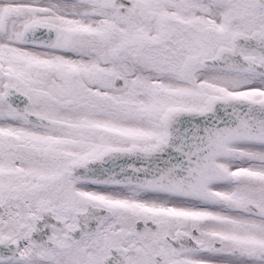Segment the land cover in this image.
<instances>
[{
  "label": "snow or ice",
  "instance_id": "obj_1",
  "mask_svg": "<svg viewBox=\"0 0 264 264\" xmlns=\"http://www.w3.org/2000/svg\"><path fill=\"white\" fill-rule=\"evenodd\" d=\"M0 264H264V0H0Z\"/></svg>",
  "mask_w": 264,
  "mask_h": 264
}]
</instances>
